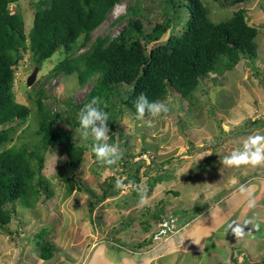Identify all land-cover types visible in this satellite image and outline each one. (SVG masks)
<instances>
[{"label":"rangeland","instance_id":"rangeland-1","mask_svg":"<svg viewBox=\"0 0 264 264\" xmlns=\"http://www.w3.org/2000/svg\"><path fill=\"white\" fill-rule=\"evenodd\" d=\"M37 1L19 0L10 6L12 12L18 10L23 15L26 34L32 28L33 4ZM168 1L139 0L138 18L144 30L161 22V6ZM202 2L214 23L230 18L232 8L220 6L215 0ZM133 4L134 0H123L116 5L91 33L85 48L79 47L78 41L75 54L86 51L97 38L117 36L128 19L117 20ZM245 8L249 23L258 27L256 65L264 74V0H249ZM29 53L21 52V59L14 65L13 93L31 114L18 125L10 143L16 147L26 144L27 150L38 141L34 117L38 94L51 113L68 114L78 123L79 110L75 108L85 101L92 86L87 83L78 87L75 75L49 77L51 69L63 59L62 54L40 69ZM35 68L36 80L27 87L26 79ZM248 68L240 62L228 73L223 86L219 85L223 77L212 76L210 91L204 94L201 87L194 94L197 105L191 112L188 103L173 92L164 100L170 109L165 115L133 122L126 113L117 119L109 142L124 151L126 167L117 166L112 171L99 167L90 157L88 146L83 164L74 170V177L83 185L80 192L68 193L58 175L64 158L49 150L39 174L50 184L53 194L47 198L43 193L33 209L18 207L10 224L0 230V264H237L248 252L252 253L246 256L249 260L264 261V165L246 173L243 169L249 165L230 168L222 163L232 151L242 149L249 136L264 135V77L258 70L260 76L253 75ZM207 98L215 107L212 114L207 109ZM149 119L153 120L152 126L145 123ZM56 128L73 132V138L86 145L73 122L61 120ZM207 156L209 160L203 161ZM141 162L135 184L138 187L124 183ZM118 179L123 181V189L115 187ZM140 190H146L147 203L143 207L139 206ZM103 192L111 197L96 205L89 215V204ZM215 195L220 198L213 201ZM204 203L205 210L195 215V206ZM250 203L255 207L248 208ZM219 212L222 215L218 216ZM151 213H158L160 218L145 225ZM223 216L226 218L218 220ZM166 218L173 224L165 232L167 236L153 237L160 220ZM42 229H51L45 242L56 247L53 256L44 261L37 250L44 236L39 245L33 239V234Z\"/></svg>","mask_w":264,"mask_h":264},{"label":"trees","instance_id":"trees-1","mask_svg":"<svg viewBox=\"0 0 264 264\" xmlns=\"http://www.w3.org/2000/svg\"><path fill=\"white\" fill-rule=\"evenodd\" d=\"M18 1L0 0V230L10 224L18 207L33 209L43 193L47 198L52 196L50 184L39 174L49 150H55L64 158L58 175L65 181L68 193L82 191L83 185L79 178L74 177V170L81 167L86 148L90 147V141L84 146L73 138V132L66 133L56 128V123L61 120L69 124L73 122L76 126L78 123L68 114L51 113L45 108L40 94L35 100L37 112L34 116L38 141L30 150L26 144L10 146L18 125L31 114L28 106L15 100L13 93L14 63L21 59V52H30L35 66L40 69L44 63L62 54L63 59L51 69L49 77L75 75L80 88L91 83L85 101L75 111L92 97H100L101 107L107 104L104 110L109 114L110 135L117 127V119L126 113L133 122L138 120L134 101L140 93H145L150 100L165 102L174 92L188 103L187 108L191 112L197 105L194 94L201 87L207 94L214 83L212 76L223 77L219 83L223 86L228 73L243 61L249 72L259 75L256 65L259 58L256 43L258 27L249 23L245 8L249 0H215L220 6L232 8L228 20L216 23L211 20L202 0H169L168 4L161 6V22L146 30L138 18L139 0H134L124 16L117 20L128 19L120 33L114 38H97L80 54H75L78 41H81L79 47L85 48L91 33L123 0H38L33 4V25L27 34L23 15L10 9ZM169 29V39L156 43L148 55L147 45ZM260 73L264 77L263 72ZM206 102L212 114L215 107L209 105V98ZM147 118L150 117L146 115L144 120ZM90 157L106 170L127 165L123 158L109 168L99 164L92 152ZM209 157L203 161L207 162ZM142 165L143 162L136 164L124 183L132 181L137 184ZM109 197L107 192H103L91 202L89 215L96 205ZM219 197L215 195L213 201ZM206 205L195 206V215L204 211ZM157 218H160L158 213H151L144 224L148 225L149 221ZM164 220L169 218L160 222ZM50 230L42 229L33 234L38 245L44 236L42 245L37 247L42 261L50 259L56 250L54 245L45 242V235Z\"/></svg>","mask_w":264,"mask_h":264},{"label":"clouds","instance_id":"clouds-1","mask_svg":"<svg viewBox=\"0 0 264 264\" xmlns=\"http://www.w3.org/2000/svg\"><path fill=\"white\" fill-rule=\"evenodd\" d=\"M98 96L92 97L87 101L79 110L78 114V128L80 140L82 142L90 141L91 152L94 154L96 161L104 166L111 168L117 165L124 156V151L118 144L110 143V129L108 126L109 114L104 110L107 108V104H103ZM134 107L136 112V119L144 120L145 116L157 118L167 114L170 109L166 102L150 100L145 93H140L134 101ZM148 126L153 125V120L149 119L145 121ZM211 154V153H210ZM209 154V155H210ZM222 163L228 167H240L243 165H250L257 167L264 165V135L249 136L244 142L242 149L234 150L223 158ZM129 184H133L129 181ZM134 187L135 186L133 184ZM115 187L117 189H123L125 187L122 180L116 181ZM146 190H140L139 206L143 207L147 203ZM249 206H253L250 203ZM250 221H246L249 223ZM168 223V229L172 227L171 220H164L157 225L156 233L153 237H166L167 233L159 235L161 229L160 225ZM255 228H259V225H255ZM242 234V232H241ZM243 253V252H242ZM245 258L242 256L241 261H237V264H245ZM248 261V260H247ZM264 263L259 261L257 263Z\"/></svg>","mask_w":264,"mask_h":264},{"label":"water","instance_id":"water-1","mask_svg":"<svg viewBox=\"0 0 264 264\" xmlns=\"http://www.w3.org/2000/svg\"><path fill=\"white\" fill-rule=\"evenodd\" d=\"M169 33H170V29L167 30L158 40L153 41L147 45L148 55L151 54V49L156 43H164L169 39ZM14 64H16V62ZM37 73H38V69L35 68L32 74L26 79L27 87H31L33 85V83L36 80Z\"/></svg>","mask_w":264,"mask_h":264},{"label":"crops","instance_id":"crops-1","mask_svg":"<svg viewBox=\"0 0 264 264\" xmlns=\"http://www.w3.org/2000/svg\"><path fill=\"white\" fill-rule=\"evenodd\" d=\"M246 105V104H245ZM249 106V105H248ZM249 109V108H248ZM250 109H251V106H250ZM230 168H232V167H230ZM237 171H239V170H237ZM243 171H247L246 173H249V172H254V171H256V167H254V168H252L250 165L248 166V168H246V169H243ZM220 198V197H219ZM253 207H255V205H253ZM248 208H250V206H248ZM221 213H223V212H219L218 213V216L221 214ZM222 215V214H221ZM226 218V216H223V217H218V220H223V219H225ZM207 238V237H206ZM253 252H255V249L253 250ZM249 254H252V253H250V252H248ZM248 253H246V256H249V255H247ZM243 256L244 257H246L244 254H243ZM250 257H252V255L250 256ZM248 260V261H247ZM241 261V260H240ZM251 263H256V261H253V260H249L247 257L245 258V264H251Z\"/></svg>","mask_w":264,"mask_h":264},{"label":"built area","instance_id":"built-area-1","mask_svg":"<svg viewBox=\"0 0 264 264\" xmlns=\"http://www.w3.org/2000/svg\"><path fill=\"white\" fill-rule=\"evenodd\" d=\"M161 229L159 231V235L164 234L165 232H167L168 229V223H163L160 225Z\"/></svg>","mask_w":264,"mask_h":264}]
</instances>
